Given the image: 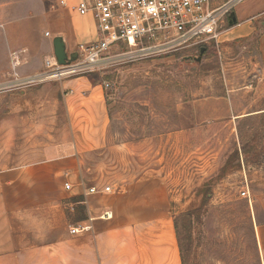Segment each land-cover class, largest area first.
Segmentation results:
<instances>
[{
  "label": "crops",
  "instance_id": "1",
  "mask_svg": "<svg viewBox=\"0 0 264 264\" xmlns=\"http://www.w3.org/2000/svg\"><path fill=\"white\" fill-rule=\"evenodd\" d=\"M39 15L36 21L0 23V86L10 80L12 50H27L19 67L26 77L44 70L54 37H63L69 53L99 37L92 14L56 6ZM43 36L50 39L44 47ZM221 41L227 53L244 48L229 58L234 75L244 78L243 87L229 89L233 108L247 110L235 117L262 114L264 0L238 4ZM8 91L9 99L0 103V264H184L179 212L156 169L149 166L121 185L86 177L90 168L83 158L108 145L110 116L102 83L85 74ZM107 185L112 191L89 192ZM254 232L264 264V221L256 215Z\"/></svg>",
  "mask_w": 264,
  "mask_h": 264
},
{
  "label": "rangeland",
  "instance_id": "2",
  "mask_svg": "<svg viewBox=\"0 0 264 264\" xmlns=\"http://www.w3.org/2000/svg\"><path fill=\"white\" fill-rule=\"evenodd\" d=\"M56 3L0 0V23L39 20ZM49 40L40 37L43 47ZM203 46L201 61L191 60ZM203 46L150 58L123 55L126 46H114L93 72L109 83L108 145L83 158V166L90 168L86 177L111 185L156 169L179 212L187 264H262L254 228L255 215L264 221V117H235L247 110L233 108L229 89L243 87L244 78L234 75L229 58L244 48L227 53L224 43ZM8 94L0 90L1 104ZM237 101L244 104V97ZM244 145L258 149L249 160ZM246 180L251 199L241 195Z\"/></svg>",
  "mask_w": 264,
  "mask_h": 264
},
{
  "label": "built area",
  "instance_id": "3",
  "mask_svg": "<svg viewBox=\"0 0 264 264\" xmlns=\"http://www.w3.org/2000/svg\"><path fill=\"white\" fill-rule=\"evenodd\" d=\"M243 0H58L57 7H70L81 15L92 14L99 37L90 43H81L78 56L67 64H60L55 54L44 59V70L26 77L19 67L26 49L10 52V80L1 89H22L28 86L67 77L85 75L98 69L101 61L109 58L114 46H126L123 55L150 58L170 53L191 52L206 44L222 43L224 24L234 8ZM46 36H52L47 31ZM105 88L109 83L104 84ZM71 185L66 183V189ZM110 192V185L89 192ZM251 199V189L246 180L241 191ZM79 231L73 227L72 232Z\"/></svg>",
  "mask_w": 264,
  "mask_h": 264
},
{
  "label": "water",
  "instance_id": "4",
  "mask_svg": "<svg viewBox=\"0 0 264 264\" xmlns=\"http://www.w3.org/2000/svg\"><path fill=\"white\" fill-rule=\"evenodd\" d=\"M234 22H236V17L235 15H232V19L230 20V23H234ZM53 47H54V54L60 64H67L72 60L76 59L78 56L77 52L69 53L67 51L66 44L62 36H56L53 38ZM205 50H206L205 46L201 47L199 56L190 57V59L191 60L194 59L197 62H200Z\"/></svg>",
  "mask_w": 264,
  "mask_h": 264
},
{
  "label": "trees",
  "instance_id": "5",
  "mask_svg": "<svg viewBox=\"0 0 264 264\" xmlns=\"http://www.w3.org/2000/svg\"><path fill=\"white\" fill-rule=\"evenodd\" d=\"M87 75H89L90 78H91L94 82H99V81L96 79V77L94 76V73H93V72H92V73H88ZM259 115H261V117H264V112H263L262 114H259ZM246 117H249V116H245V117H243V118H246ZM263 127H264V122H262V125H261V128H263ZM257 150H258L257 148H255L254 151L247 150L246 146L244 145V146L242 147V152H243V157H244V159L249 160L250 155H251L252 153L256 152ZM179 217H180V216H179ZM181 217H184V216H181ZM185 217L187 218V217H189V216H185ZM177 223H178V219H177ZM178 239H179L180 246H181L183 263H184V264H187V262H186V258H185V252H184L185 247H184V244H183V241H182L183 238L181 237V232H180V230H179V225H178Z\"/></svg>",
  "mask_w": 264,
  "mask_h": 264
}]
</instances>
